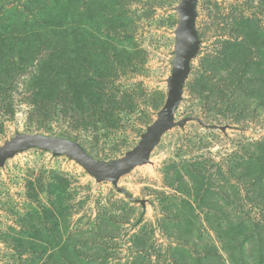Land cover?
I'll use <instances>...</instances> for the list:
<instances>
[{
	"label": "rangeland",
	"instance_id": "rangeland-1",
	"mask_svg": "<svg viewBox=\"0 0 264 264\" xmlns=\"http://www.w3.org/2000/svg\"><path fill=\"white\" fill-rule=\"evenodd\" d=\"M181 0H0V146L123 156L167 97ZM176 119L118 191L65 155L0 168V264H264V0H198ZM145 200L142 205L140 200Z\"/></svg>",
	"mask_w": 264,
	"mask_h": 264
},
{
	"label": "water",
	"instance_id": "water-1",
	"mask_svg": "<svg viewBox=\"0 0 264 264\" xmlns=\"http://www.w3.org/2000/svg\"><path fill=\"white\" fill-rule=\"evenodd\" d=\"M197 5L198 0H181L176 6L179 22L174 31L176 43L172 72L167 79V97L157 112L156 119L146 127L133 148L123 156L101 160L94 158L80 142L69 137L42 132H18L0 146V168L18 153L33 148L41 149L51 152L54 156L65 155L75 160L98 181H111L118 191L131 197L118 185L120 177L134 167L150 162L152 151L167 131L176 126L183 127L189 120H196L204 127L220 128L225 131L228 125L210 124L194 115L176 119V112L183 100L185 85L192 70V62L201 44L196 25ZM140 202L142 205L145 204L143 199Z\"/></svg>",
	"mask_w": 264,
	"mask_h": 264
},
{
	"label": "trees",
	"instance_id": "trees-1",
	"mask_svg": "<svg viewBox=\"0 0 264 264\" xmlns=\"http://www.w3.org/2000/svg\"><path fill=\"white\" fill-rule=\"evenodd\" d=\"M58 135H60V136H65V135H61V134H58ZM65 137H68V136H65Z\"/></svg>",
	"mask_w": 264,
	"mask_h": 264
}]
</instances>
